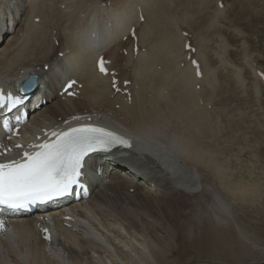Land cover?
<instances>
[{
    "label": "bare ground",
    "instance_id": "1",
    "mask_svg": "<svg viewBox=\"0 0 264 264\" xmlns=\"http://www.w3.org/2000/svg\"><path fill=\"white\" fill-rule=\"evenodd\" d=\"M162 1L0 0L1 82L20 83L29 74L43 81L47 104L31 114L29 132L86 114L130 135L135 145L133 160L94 157L88 162L87 201L10 221V231L0 238V264H204L205 258L192 252L205 239L207 223L247 240L232 203L213 189L209 173L240 206L264 208V188L252 180L247 186L232 181L201 136L197 139L209 124L212 99L205 94L215 71L204 66L202 78H196L182 32L173 30L177 19L161 12ZM133 26L137 56L131 40L121 42ZM104 55L121 84L131 83V104L113 94L109 77L96 72ZM70 80L82 85L80 95L63 99L58 93ZM28 108L31 112L37 105ZM139 157L146 162L138 164ZM65 211L71 228L61 221ZM38 219L54 222V227L47 224L50 245L38 233Z\"/></svg>",
    "mask_w": 264,
    "mask_h": 264
},
{
    "label": "rangeland",
    "instance_id": "2",
    "mask_svg": "<svg viewBox=\"0 0 264 264\" xmlns=\"http://www.w3.org/2000/svg\"><path fill=\"white\" fill-rule=\"evenodd\" d=\"M163 1L161 12L168 19H173L171 14L177 19V27L173 30L177 35L182 32L185 44L194 50L197 48L195 53L187 52L191 57L197 55L190 60L199 59L196 62L201 71L204 66L215 71L214 86L207 87L210 91L206 90V94L211 89L214 92L205 94L206 100L212 99L209 124L200 130L199 136L196 133L197 139L201 136L213 159L222 164L232 181L247 186L252 180L264 188V83L256 77L257 71L264 72V0ZM218 2H222L224 9L217 8ZM126 54V51L124 54L119 51V56L127 57ZM209 180L213 189L220 192L227 203H232L234 217L246 230L247 240H241L230 228L215 225L214 228L207 223L208 227L203 229L206 237L199 246L195 244L197 249L192 253L205 258L204 264H264V208L258 204L240 206L220 188L218 176L213 171L209 173ZM206 199L211 202V197ZM262 201L264 203V197ZM242 250L246 251L245 255ZM188 257L183 256L181 260L186 261Z\"/></svg>",
    "mask_w": 264,
    "mask_h": 264
},
{
    "label": "snow or ice",
    "instance_id": "3",
    "mask_svg": "<svg viewBox=\"0 0 264 264\" xmlns=\"http://www.w3.org/2000/svg\"><path fill=\"white\" fill-rule=\"evenodd\" d=\"M98 70L102 74H108L103 58L98 61ZM74 83L75 81H70L67 88H71ZM26 87H31L30 81L27 86H21L20 91H26ZM113 87H116L115 80ZM22 103L20 95L5 93L0 89V110L11 113ZM16 119L19 122L20 118ZM3 125L9 128L7 118ZM117 145L131 147L129 140L105 127L93 124L69 127L65 131H52L48 140L29 144L28 148L33 150L23 151L19 159L0 162V205L17 209L37 201L71 195L77 189L86 193L82 178L85 176L87 159L93 153L110 152ZM15 147L19 149L23 146L16 144ZM10 151V148L4 149L0 146V156ZM3 231L4 224L0 221V233Z\"/></svg>",
    "mask_w": 264,
    "mask_h": 264
}]
</instances>
